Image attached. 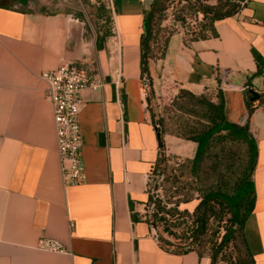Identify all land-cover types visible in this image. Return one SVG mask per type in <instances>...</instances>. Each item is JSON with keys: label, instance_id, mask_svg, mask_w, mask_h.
I'll return each instance as SVG.
<instances>
[{"label": "crops", "instance_id": "crops-1", "mask_svg": "<svg viewBox=\"0 0 264 264\" xmlns=\"http://www.w3.org/2000/svg\"><path fill=\"white\" fill-rule=\"evenodd\" d=\"M107 1L110 35L99 41L70 14L0 0V264H210L194 251L169 249L145 213L161 150L140 65L144 13L153 0ZM241 6L215 22L214 37L185 43L183 34L172 35L164 59L148 68L158 99L179 89H220L227 121L249 125L255 202L244 233L255 264H264V96L249 101V89L264 85V0ZM67 62L104 82L79 95L85 182L78 186L62 183L40 78ZM161 140L166 155L195 154L191 141Z\"/></svg>", "mask_w": 264, "mask_h": 264}, {"label": "trees", "instance_id": "trees-1", "mask_svg": "<svg viewBox=\"0 0 264 264\" xmlns=\"http://www.w3.org/2000/svg\"><path fill=\"white\" fill-rule=\"evenodd\" d=\"M173 2L180 8L173 15L175 24L169 26L164 22ZM241 7L234 0H153L144 13L139 41L141 81L147 109L152 122H161L157 132L196 144L192 158L166 155L163 149L160 150L153 173L160 166L168 168L170 159L181 158L178 167L181 172H187L190 182L187 192L182 194L183 200H177L171 207L150 203L148 221L160 226L162 233L168 236L166 239L158 235L163 244L172 246V240L176 243V253L194 251L199 257L207 256L210 264H255L244 233L255 202L252 181L255 140L248 124L240 126L227 121L220 89L200 94L179 89L170 105L163 108V113L159 112L148 63L164 59L169 39L176 33L183 34L185 43L216 36L215 22L235 15ZM188 14L197 20L196 30L185 27ZM107 35L99 37V41ZM168 114H172V124L167 120ZM215 144L221 145V152H213ZM174 172L176 170L171 168L166 179L176 181L178 176ZM190 187L197 193L196 203L180 209V204L194 200L188 196Z\"/></svg>", "mask_w": 264, "mask_h": 264}, {"label": "built area", "instance_id": "built-area-1", "mask_svg": "<svg viewBox=\"0 0 264 264\" xmlns=\"http://www.w3.org/2000/svg\"><path fill=\"white\" fill-rule=\"evenodd\" d=\"M40 78L46 86L45 98L52 108L62 183L65 186L82 185L85 174L81 158L79 114L82 103L79 95L85 89H101L104 82L91 68H80L72 62L44 71ZM257 93L264 96V85Z\"/></svg>", "mask_w": 264, "mask_h": 264}, {"label": "rangeland", "instance_id": "rangeland-1", "mask_svg": "<svg viewBox=\"0 0 264 264\" xmlns=\"http://www.w3.org/2000/svg\"><path fill=\"white\" fill-rule=\"evenodd\" d=\"M31 7L33 10L42 9L46 12L51 13H66L70 14L73 18L84 24L85 30L89 34H96L99 37L104 36L105 34L110 35L111 28V11L109 8V3L107 0H31ZM180 5L176 2H173L168 11H167V20L164 22L166 25H171L173 22V15H176L179 11ZM200 18V17H199ZM177 25H180L177 23ZM185 27L188 30H196L197 20L193 15H189L185 21ZM100 33V34H98ZM168 99H158L156 102V108L159 112L163 113V108L169 106L173 97H167ZM165 114V113H164ZM172 114H168V122L172 124L173 121L170 120ZM214 153L221 152V145L215 144L213 147ZM182 163V159H170L168 163V168L160 166V168L152 174V178L149 185V196L150 199L145 205V213H151V210L148 209L150 203L160 205L161 207L169 208L177 200H183L182 194L187 192V187L189 186L190 180H187V172L183 171L178 167V164ZM171 168H174L176 172L177 179L167 180L166 174L171 172ZM173 174V171H172ZM189 197L192 202L187 204H180V209H183L185 206H193L196 203L197 193L194 191L193 187L188 189ZM148 216V215H147ZM158 234L162 235L164 238L168 239V236L162 233L161 227H157ZM179 232H182V229H179ZM172 242V246H167L169 249L175 250L176 243Z\"/></svg>", "mask_w": 264, "mask_h": 264}, {"label": "water", "instance_id": "water-1", "mask_svg": "<svg viewBox=\"0 0 264 264\" xmlns=\"http://www.w3.org/2000/svg\"><path fill=\"white\" fill-rule=\"evenodd\" d=\"M234 1H236V2L239 3V4H243V3L245 2V0H234ZM145 77H146V74L144 73V74H143V78H145ZM249 94L251 95V98H250V100H249L251 103L258 101L259 98H260V96L258 95V93H256V92H255L254 90H252V89H249ZM160 126H161V122L158 121V122L156 123V130H157V128H159ZM156 136H157V139H158V142H157V144H158V148H159V149H162V148H163V142H162V140H161V134H160V132H157V133H156ZM151 227H152V229L154 230V236H155V238H156V237H157V234H156L157 227H156L154 224H151Z\"/></svg>", "mask_w": 264, "mask_h": 264}]
</instances>
